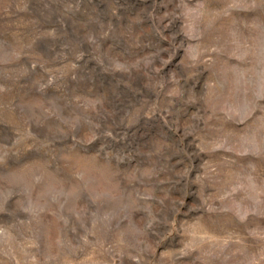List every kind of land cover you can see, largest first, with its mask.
I'll return each instance as SVG.
<instances>
[{"label": "rangeland", "instance_id": "1", "mask_svg": "<svg viewBox=\"0 0 264 264\" xmlns=\"http://www.w3.org/2000/svg\"><path fill=\"white\" fill-rule=\"evenodd\" d=\"M0 264H264V0H0Z\"/></svg>", "mask_w": 264, "mask_h": 264}]
</instances>
